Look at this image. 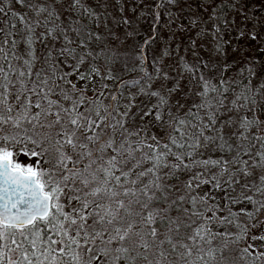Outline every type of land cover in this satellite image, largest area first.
Returning a JSON list of instances; mask_svg holds the SVG:
<instances>
[{
  "label": "snow or ice",
  "instance_id": "1",
  "mask_svg": "<svg viewBox=\"0 0 264 264\" xmlns=\"http://www.w3.org/2000/svg\"><path fill=\"white\" fill-rule=\"evenodd\" d=\"M101 5L0 0V264H264V0Z\"/></svg>",
  "mask_w": 264,
  "mask_h": 264
},
{
  "label": "trees",
  "instance_id": "2",
  "mask_svg": "<svg viewBox=\"0 0 264 264\" xmlns=\"http://www.w3.org/2000/svg\"><path fill=\"white\" fill-rule=\"evenodd\" d=\"M254 1L253 5L256 4L257 5V9L260 10V0H252ZM100 4V0H91V5L93 7V10L98 11L100 13H105V11H102V9H104L105 7L103 5H101L99 8H96V5ZM130 6H131V0H129V11L128 14L132 15L131 11H130ZM102 8V9H101ZM101 9V10H100ZM14 10H16L14 8ZM147 11V9L145 10ZM252 11L254 10V7H252ZM75 15H79V14H75ZM106 15H107V23H108V27L112 28L114 27V25L111 23V18L113 15H117L115 12V9L113 8H108L106 11ZM118 18V15H117ZM149 19L148 17H144V16H135L132 22L131 27H127V28H123L121 29L124 32H128L125 31L129 28V31H133V35L128 37L125 41V43L123 45H121L122 49L124 50V55H126L127 57H129V61H128V68L124 69L123 65H114L113 67L118 69L116 71H113L112 75L116 77L115 80H109L107 81L108 85H109V91H114L117 86L120 84V81H130L132 79H138L141 75L139 69H136L135 71L131 70L135 59H136V55L139 51V46L143 45L144 40L148 39L149 35L151 34V27H150V23H149ZM80 23L84 26H90L92 21L87 17L84 16L83 18L80 19ZM105 31L107 32V29H105ZM71 35V34H70ZM156 35L159 37L160 36V32H157ZM160 39L155 40L154 42H151L147 47H146V52H147V61H151L152 60V56H154V50H156L157 52H159L160 50ZM144 59V58H142ZM121 87H123L121 85ZM255 245H258V242L255 241Z\"/></svg>",
  "mask_w": 264,
  "mask_h": 264
},
{
  "label": "rangeland",
  "instance_id": "3",
  "mask_svg": "<svg viewBox=\"0 0 264 264\" xmlns=\"http://www.w3.org/2000/svg\"><path fill=\"white\" fill-rule=\"evenodd\" d=\"M252 2L254 3V1H252ZM253 7H254V10H255V11L258 10L256 4H254ZM101 9H102V8H101ZM101 9H100V10H101ZM102 11H105V8L102 9ZM107 19H108V18H107ZM121 31H122V30H121ZM125 31H129V28H128L127 30H125ZM163 31H164L165 34L167 33V29H164ZM164 43H166V41H164L163 39H160V44H159V45H162V44H164ZM177 43H179V38H177ZM184 46H185V44H181V47H184ZM157 54H158V52H157L156 50H154V56L157 55ZM253 54L255 55V53H253ZM176 55H180V53L177 52ZM184 55L187 56V53H184ZM152 58H153V56H152ZM136 79H137V78H136ZM246 242H247V243H252V244L255 245V241H246ZM252 250H253V251L259 250V247L257 246V247H255V248L252 249Z\"/></svg>",
  "mask_w": 264,
  "mask_h": 264
}]
</instances>
